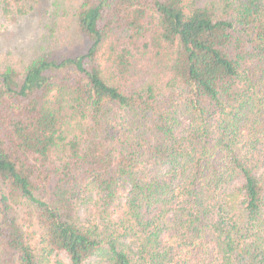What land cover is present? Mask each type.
Returning <instances> with one entry per match:
<instances>
[{
  "label": "trees",
  "instance_id": "obj_1",
  "mask_svg": "<svg viewBox=\"0 0 264 264\" xmlns=\"http://www.w3.org/2000/svg\"><path fill=\"white\" fill-rule=\"evenodd\" d=\"M0 264H264V0H0Z\"/></svg>",
  "mask_w": 264,
  "mask_h": 264
},
{
  "label": "rangeland",
  "instance_id": "obj_2",
  "mask_svg": "<svg viewBox=\"0 0 264 264\" xmlns=\"http://www.w3.org/2000/svg\"><path fill=\"white\" fill-rule=\"evenodd\" d=\"M41 28V15L23 18L11 25L0 38V59L2 62L19 61L43 32Z\"/></svg>",
  "mask_w": 264,
  "mask_h": 264
}]
</instances>
